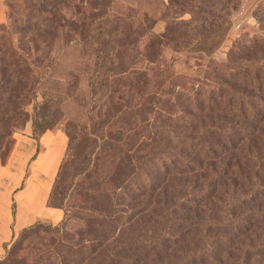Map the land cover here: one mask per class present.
Instances as JSON below:
<instances>
[{
    "label": "trees",
    "instance_id": "trees-1",
    "mask_svg": "<svg viewBox=\"0 0 264 264\" xmlns=\"http://www.w3.org/2000/svg\"><path fill=\"white\" fill-rule=\"evenodd\" d=\"M235 1L169 0L160 34L147 14L116 12L115 0H17V10L12 0L6 2L8 24H0V114L10 106L22 112L24 94L51 79L45 68L51 54L56 59L68 47L90 49L93 65L111 67L108 78L131 74L144 80V153L134 157L125 176L133 184L138 176L143 180L146 230L100 257L96 241L113 240L111 228L122 222L111 212L84 234L83 263L264 264V35H247L233 45L231 60H208L201 76L190 78L172 65L180 52L205 57L219 48ZM165 45L175 52L168 61L161 55ZM139 53L146 67L135 77L136 67L123 63L127 54L133 61ZM112 87L105 84L102 92ZM0 122L7 123L5 116ZM31 128L37 138L48 124L33 119ZM53 186L48 204L55 206ZM130 248L144 250L145 257L128 256Z\"/></svg>",
    "mask_w": 264,
    "mask_h": 264
},
{
    "label": "rangeland",
    "instance_id": "rangeland-1",
    "mask_svg": "<svg viewBox=\"0 0 264 264\" xmlns=\"http://www.w3.org/2000/svg\"><path fill=\"white\" fill-rule=\"evenodd\" d=\"M7 1L1 0L5 21L0 24H8ZM235 2L237 7L231 14V26L219 48L205 57L180 52L172 62L177 72L190 78L199 73L201 76L208 60H231L229 52L233 45L237 46L247 35H264V0ZM12 3L17 10V0ZM166 6L171 8L169 0H115L113 9L125 14L136 11L139 17L147 14L153 21V30L160 34L166 29L167 22L161 17ZM139 52H143L142 45ZM174 54L171 48L163 46V61L170 60ZM127 56L123 67L126 64L129 68L136 67V77L146 67V60L140 53L133 61L127 60ZM51 58L53 60L45 64L51 79L35 83L34 92L24 94L27 102L23 111L10 106L0 114L7 120V123L0 122V159L7 156L14 132L32 135L33 119L48 124L44 132L63 133L67 142L52 190V202L61 208L63 216L56 223L39 221L19 233L0 257V264H85L84 234L91 224L104 221L111 212L112 216L122 217V222L111 228L113 234L107 232L112 234L113 240L99 238L96 241L100 257L124 239L144 234L147 226L148 196L141 193L143 180L138 176L133 184L130 177L125 176L134 157L144 153L147 102L143 77L132 79L130 74L128 79L108 78L111 67L104 62L93 65V53L86 47H68L56 59L52 54ZM96 83L99 88L95 90ZM105 84L113 85L108 93L102 92ZM14 124L16 128H11ZM55 143L60 150V140ZM118 182L121 186L115 188ZM126 254L145 257L141 249L130 248ZM146 263L143 259L137 264Z\"/></svg>",
    "mask_w": 264,
    "mask_h": 264
},
{
    "label": "crops",
    "instance_id": "crops-1",
    "mask_svg": "<svg viewBox=\"0 0 264 264\" xmlns=\"http://www.w3.org/2000/svg\"><path fill=\"white\" fill-rule=\"evenodd\" d=\"M5 11L0 0V23ZM60 140V150L55 141ZM66 137L60 131H46L37 138L29 133L12 134V145L0 159V257L18 233L39 222L56 223L61 208L48 204Z\"/></svg>",
    "mask_w": 264,
    "mask_h": 264
}]
</instances>
